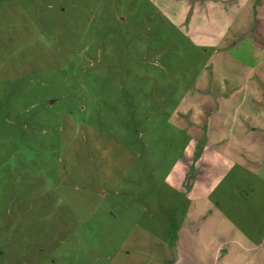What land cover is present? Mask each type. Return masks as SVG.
<instances>
[{
	"label": "rangeland",
	"instance_id": "rangeland-1",
	"mask_svg": "<svg viewBox=\"0 0 264 264\" xmlns=\"http://www.w3.org/2000/svg\"><path fill=\"white\" fill-rule=\"evenodd\" d=\"M187 1L0 0V264L216 253L172 237L193 226L198 247L212 228L194 218L205 144L184 110L212 51L193 38L217 14ZM236 177L239 215L264 214L263 181Z\"/></svg>",
	"mask_w": 264,
	"mask_h": 264
},
{
	"label": "crops",
	"instance_id": "crops-1",
	"mask_svg": "<svg viewBox=\"0 0 264 264\" xmlns=\"http://www.w3.org/2000/svg\"><path fill=\"white\" fill-rule=\"evenodd\" d=\"M187 9L192 19L207 10L217 14L212 26L200 27L207 35L200 32L193 38L205 46L206 53L212 51L198 82L186 94L192 105L184 110L190 127L205 144L200 157L202 179L191 186L200 187L197 198L202 201L194 207L198 208L194 218L212 228L209 233L206 228L204 243L198 242V247L191 241L197 239L193 226H184L183 233L182 228L175 230L172 237L184 238V250L216 251H204L199 260L187 258L190 264H264V231L256 237L251 218L264 221L263 211L240 216V201L234 199L242 187L236 179L239 174L247 172L248 188L263 181L264 189V0H189ZM195 96L198 106L192 101ZM240 167L245 171L237 170ZM213 192L219 199L211 198ZM258 205L264 207V201ZM255 237L261 244L250 241Z\"/></svg>",
	"mask_w": 264,
	"mask_h": 264
}]
</instances>
